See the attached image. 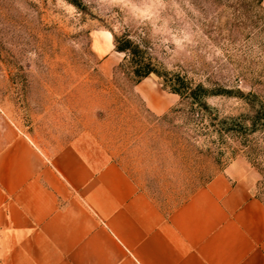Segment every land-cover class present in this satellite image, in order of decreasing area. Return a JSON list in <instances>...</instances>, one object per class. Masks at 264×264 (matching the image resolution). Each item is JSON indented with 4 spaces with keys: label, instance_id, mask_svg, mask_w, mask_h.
Segmentation results:
<instances>
[{
    "label": "rangeland",
    "instance_id": "1",
    "mask_svg": "<svg viewBox=\"0 0 264 264\" xmlns=\"http://www.w3.org/2000/svg\"><path fill=\"white\" fill-rule=\"evenodd\" d=\"M139 43L169 76L210 89L188 99L138 81L114 36ZM264 0H0V106L46 151L74 145L120 164L171 209L236 158L264 202Z\"/></svg>",
    "mask_w": 264,
    "mask_h": 264
},
{
    "label": "crops",
    "instance_id": "2",
    "mask_svg": "<svg viewBox=\"0 0 264 264\" xmlns=\"http://www.w3.org/2000/svg\"><path fill=\"white\" fill-rule=\"evenodd\" d=\"M256 180L236 158L164 209L117 162L46 151L0 106V264H264Z\"/></svg>",
    "mask_w": 264,
    "mask_h": 264
},
{
    "label": "trees",
    "instance_id": "3",
    "mask_svg": "<svg viewBox=\"0 0 264 264\" xmlns=\"http://www.w3.org/2000/svg\"><path fill=\"white\" fill-rule=\"evenodd\" d=\"M115 49L119 52L125 53L124 61L130 74L136 78V81L155 74L161 79L164 87H169L172 92L180 94L181 97L188 99L192 113H199L204 110L206 105V98L208 96H216L223 94L235 93L237 97H247V94L240 89L230 91L222 87L208 88L202 84H194L185 76L175 74L169 76L168 71L161 68L136 41L132 40L126 35L114 36ZM257 117L264 120V105L257 111Z\"/></svg>",
    "mask_w": 264,
    "mask_h": 264
}]
</instances>
